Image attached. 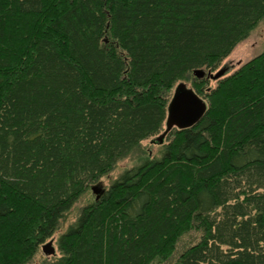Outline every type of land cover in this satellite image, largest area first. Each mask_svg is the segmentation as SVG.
<instances>
[{
  "label": "trees",
  "instance_id": "1",
  "mask_svg": "<svg viewBox=\"0 0 264 264\" xmlns=\"http://www.w3.org/2000/svg\"><path fill=\"white\" fill-rule=\"evenodd\" d=\"M264 0H0V264H264V52L210 87ZM206 103L164 131L181 83ZM44 246V245H43ZM44 253V252H43Z\"/></svg>",
  "mask_w": 264,
  "mask_h": 264
},
{
  "label": "rangeland",
  "instance_id": "2",
  "mask_svg": "<svg viewBox=\"0 0 264 264\" xmlns=\"http://www.w3.org/2000/svg\"><path fill=\"white\" fill-rule=\"evenodd\" d=\"M264 52V19L259 23V25L251 32L250 36L241 42L231 53V55L222 63L221 68L224 71L222 77L217 80H210V87L215 88L218 85V81L231 76L237 70L242 68L245 64L249 63L252 59ZM216 74V73H214ZM186 86V88L193 90L191 83H181ZM178 87V86H176ZM175 94V93H174ZM174 96V95H173ZM172 96V98H173ZM171 98V100H172ZM171 102V101H170ZM170 104V103H169ZM169 107V106H168ZM169 115V111H168ZM167 120L164 123V131L167 132ZM159 138L162 139V143L159 142ZM164 134L159 135L153 139L144 141L139 148L134 149L131 154H129L124 160L119 162L110 174L103 177L100 183L94 185L93 188H107L113 181L118 179L125 171L139 166L144 159L159 158L163 152V143L165 142ZM93 188L77 202L72 209L66 214L64 219L60 222L57 232L43 245H50L55 249V253L58 256V239L64 234L69 225L74 223L80 209L94 200L96 193ZM43 245L40 248L38 254L33 258L28 264H47L51 261L52 255H46L43 253ZM154 264H178L177 259L172 257L167 262H157Z\"/></svg>",
  "mask_w": 264,
  "mask_h": 264
},
{
  "label": "water",
  "instance_id": "3",
  "mask_svg": "<svg viewBox=\"0 0 264 264\" xmlns=\"http://www.w3.org/2000/svg\"><path fill=\"white\" fill-rule=\"evenodd\" d=\"M199 78L207 77L208 79L217 80L223 76L224 71L220 70L216 74L199 70L194 72ZM206 103L199 98L196 93L181 84L176 88L175 94L169 104L167 115V128L176 127L178 129H186L195 125L206 111ZM162 143V139L159 138ZM98 193V188H93ZM43 252L46 255H55V249L50 245L43 246Z\"/></svg>",
  "mask_w": 264,
  "mask_h": 264
}]
</instances>
